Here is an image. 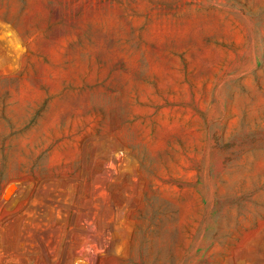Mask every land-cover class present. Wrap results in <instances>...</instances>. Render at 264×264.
I'll list each match as a JSON object with an SVG mask.
<instances>
[{
  "label": "rangeland",
  "instance_id": "1",
  "mask_svg": "<svg viewBox=\"0 0 264 264\" xmlns=\"http://www.w3.org/2000/svg\"><path fill=\"white\" fill-rule=\"evenodd\" d=\"M0 264H264V0H0Z\"/></svg>",
  "mask_w": 264,
  "mask_h": 264
}]
</instances>
